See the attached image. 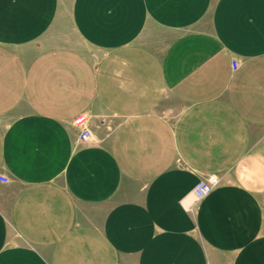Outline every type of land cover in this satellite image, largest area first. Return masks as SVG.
I'll return each instance as SVG.
<instances>
[{"label":"crops","instance_id":"0c3cea01","mask_svg":"<svg viewBox=\"0 0 264 264\" xmlns=\"http://www.w3.org/2000/svg\"><path fill=\"white\" fill-rule=\"evenodd\" d=\"M1 175L0 264H264V0H0Z\"/></svg>","mask_w":264,"mask_h":264},{"label":"built area","instance_id":"2783aa9c","mask_svg":"<svg viewBox=\"0 0 264 264\" xmlns=\"http://www.w3.org/2000/svg\"><path fill=\"white\" fill-rule=\"evenodd\" d=\"M232 68L237 67V61L232 60L231 61ZM72 123L75 127H77L78 131V139L80 141H88L93 135V131L91 129V126L89 125L88 117L84 114H78L74 116ZM1 181H7V177L4 175L0 176ZM218 178L215 176H207V177H201L197 180L195 185L192 188V193L195 196V198L200 199L203 198L205 195H207L211 189L217 184Z\"/></svg>","mask_w":264,"mask_h":264},{"label":"rangeland","instance_id":"374dc122","mask_svg":"<svg viewBox=\"0 0 264 264\" xmlns=\"http://www.w3.org/2000/svg\"><path fill=\"white\" fill-rule=\"evenodd\" d=\"M69 31H70V26H69ZM105 117H106V116H105ZM105 119H107V118H105ZM106 123L109 124V123H111V122H110V120H107ZM109 125H110V124H109Z\"/></svg>","mask_w":264,"mask_h":264}]
</instances>
